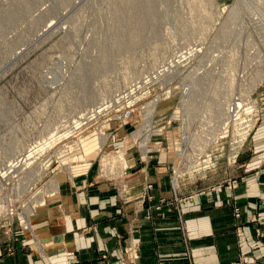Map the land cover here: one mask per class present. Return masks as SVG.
<instances>
[{"label":"rangeland","instance_id":"1","mask_svg":"<svg viewBox=\"0 0 264 264\" xmlns=\"http://www.w3.org/2000/svg\"><path fill=\"white\" fill-rule=\"evenodd\" d=\"M16 1L0 0V169L32 153L23 169L0 172V225L17 224L21 209L55 191V171L68 166L87 133L125 132L137 154L157 141L147 161L170 142L176 187L215 173L222 159L232 163L264 111V0H201L209 20L189 12L190 0H150L155 14L137 33L119 0ZM8 12L13 17L3 22ZM133 39L134 46L114 45ZM254 70L261 74L255 88ZM243 120L250 126L237 147ZM53 131L61 136L32 147ZM104 145L98 151L109 156L98 166L111 175L123 153ZM42 160L46 170L37 175Z\"/></svg>","mask_w":264,"mask_h":264},{"label":"crops","instance_id":"2","mask_svg":"<svg viewBox=\"0 0 264 264\" xmlns=\"http://www.w3.org/2000/svg\"><path fill=\"white\" fill-rule=\"evenodd\" d=\"M100 138L87 133L55 171V191L35 207L30 230L3 221L0 264H264L255 234L264 228V111L232 163L175 189L170 142L143 161L125 132ZM104 142L123 153L111 175L98 166L109 156L98 151ZM128 236L136 257L122 251Z\"/></svg>","mask_w":264,"mask_h":264},{"label":"bare ground","instance_id":"3","mask_svg":"<svg viewBox=\"0 0 264 264\" xmlns=\"http://www.w3.org/2000/svg\"><path fill=\"white\" fill-rule=\"evenodd\" d=\"M18 1V2H17ZM16 2H17V5L18 6H20V5H24V0H17ZM65 1H67V0H65ZM68 2V1H67ZM20 4V5H19ZM189 4L191 5L190 7H192V9L191 10H189V12L191 13V14H193V15H195V17H197V16H202L203 17V19L204 18H208V20H209V18L211 19V17H212V12H209V9L207 10V9H205V8H202V6L204 5H202V2H201V0H190L189 1ZM16 5V4H15ZM16 5V6H17ZM26 5V4H25ZM17 6V7H18ZM120 6H121V8L122 9H119L120 8ZM25 7V6H24ZM118 10L120 11H118L120 14H123L124 15V17H125V20L126 21H129V20H131V21H133L134 22V26H132V28H130V29H132V30H130V31H133L134 33H137V31L144 25V23L146 22V21H149V20H152V18H153V16H154V14H155V11H154V9H153V6H152V4H151V2H150V0H119V5H118ZM20 8V7H19ZM202 8V9H201ZM21 9V8H20ZM10 12V11H9ZM9 12L8 13H6V14H4V17L2 18V19H4L3 20V22L5 21V22H7V20H10L12 17H13V14H12V12L9 14ZM12 14V15H11ZM13 20V19H12ZM34 20V19H33ZM114 20V19H113ZM208 20H206V22L208 23ZM202 21V20H201ZM9 22V21H8ZM203 22V21H202ZM205 22V21H204ZM36 23H37V20H36ZM151 23V22H150ZM35 25V24H34ZM9 26V25H8ZM154 26V25H153ZM204 26V25H203ZM140 31V30H139ZM154 31V30H153ZM137 39H133L132 41H130V43H129V41H127V42H125V41H115V43H114V45L116 44V47L118 46V47H125V46H134V45H136L137 44V41H136ZM129 76L132 74V72L129 70ZM254 74H256L255 76H251L250 75V77H249V79H250V81H249V84H251L252 86H254V88L256 87V85L260 82V77H261V74L260 75H258V73H257V71L256 70H254L253 71V75ZM252 77V78H251ZM123 79V78H122ZM124 79H127V75H125L124 76ZM262 80V79H261ZM122 81V80H121ZM124 81V80H123ZM126 81V80H125ZM247 81H248V79H247ZM210 98L213 100V98L210 96ZM233 102H236V100L235 101H233ZM155 105V102H150V106H149V109L147 110V112H146V122L148 123L149 122V120L151 119V114H152V111H153V106ZM83 118H85V116H83V114L82 115H79V116H76V120L74 121V123H77V124H80L81 123V120L83 119ZM248 121H251L250 119H248L247 120V122ZM50 122V121H49ZM250 125H248L247 123H246V126H245V128L243 129V130H248V127H249ZM60 129H63V128H60ZM52 131V130H51ZM60 131V130H59ZM59 131H53V132H51L50 134H48V136H46V137H44V140L43 141H39L40 142V144L39 143H36V145H32V147L33 148H35L36 149V151H38V149H39V145H45L46 143H52L54 140H56L58 137H60L61 136V134L60 135H58V133H59ZM62 131V130H61ZM244 134H242V137L245 135V133H246V131H244L243 132ZM102 138V137H101ZM100 138V139H101ZM105 139H106V136H103V138H102V140L101 141H105ZM176 143V145L177 146H180V144L178 143V142H175ZM42 146V147H43ZM101 146V145H100ZM157 147V146H156ZM29 150L31 149V148H28ZM31 152L28 154V153H26V151H24L23 153H21V154H18V155H16L13 159H12V161H10V162H7V163H4V164H2V166H1V169H0V172L2 173V174H6V172H8V171H10V169H11V171H15V170H17L16 168H19V169H23L24 167H25V165H28L29 164V162H26L27 160V158H29V155L32 153V150H30ZM35 151V150H34ZM177 155H178V159H181L182 157H183V155H184V153L183 152H177ZM26 156H27V158H26ZM34 157V156H33ZM22 159H24L23 160V162H21L22 161ZM123 159V158H122ZM21 166V167H20ZM179 166L176 168V170L178 171L179 170ZM38 169L39 170H37V175H40V174H44V172H45V170H46V167H45V165H44V162H43V160L39 163V167H38ZM53 188V187H52ZM30 223V222H29ZM31 228V227H30Z\"/></svg>","mask_w":264,"mask_h":264},{"label":"built area","instance_id":"4","mask_svg":"<svg viewBox=\"0 0 264 264\" xmlns=\"http://www.w3.org/2000/svg\"><path fill=\"white\" fill-rule=\"evenodd\" d=\"M127 114H128V112H126L124 114V116H126ZM129 114H130V110H129ZM245 121L246 120H243L241 122L240 126H238V131L240 133L241 139L238 141V143H236L237 147L242 143V141L244 140V138L247 135V131L248 130H243L245 128V125H244V122ZM241 126H242V128L239 129ZM244 131H246V133L242 137V134H244L243 133ZM149 140H150V138L148 136V138H147V144H148ZM152 145L153 146H157L155 149H153V151L155 150L154 152H157L160 149L159 143L157 141H155L153 143H149L148 144V148L153 147ZM148 148H144V149L141 148L142 150L141 151H138L139 158L141 160H143V161H146L147 160V159H145L146 158L145 152H146V150H148ZM149 151H152V149H149ZM206 163H207V167H208L209 163H211V162H209V158L206 160ZM229 185H231V186L234 185V180L231 181V182H229ZM174 187H175V185L173 184V189H174ZM44 196L39 197L40 198V203H42V201L44 199ZM262 203L264 204V198L262 199ZM30 207H31V210L29 211V208ZM30 207L27 210L20 208L21 209V214L17 216V220H18V223L17 224H18V226H20L22 229H25V230H30L29 220H30V216L33 214V210H34V209L32 210V206H30ZM237 214H238V209L237 208H234V216H237ZM253 220H255V218H253ZM238 231H240V230H238ZM255 234H256V238L257 239H261L262 241H264V228L257 229V231L255 232ZM126 241H127L126 242V245L124 246V248L122 249V251L123 252H127L130 249V251L132 253V256L133 257H136V255H137L136 254V250H135V248H132L131 247L129 238H127ZM233 264H249V262L246 261V260H244V259H239L236 262H234Z\"/></svg>","mask_w":264,"mask_h":264}]
</instances>
